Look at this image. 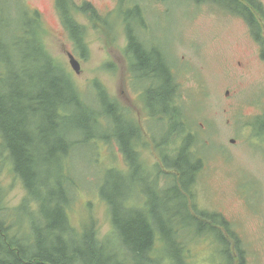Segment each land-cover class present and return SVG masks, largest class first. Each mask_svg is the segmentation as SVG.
<instances>
[{
    "label": "rangeland",
    "instance_id": "rangeland-1",
    "mask_svg": "<svg viewBox=\"0 0 264 264\" xmlns=\"http://www.w3.org/2000/svg\"><path fill=\"white\" fill-rule=\"evenodd\" d=\"M24 1L42 15L50 32L47 37L49 48L54 54L66 57L63 49L66 37L57 28L52 0ZM152 1L155 14L165 9L172 13L171 23L155 25L154 39L159 43L163 40L167 51L174 53L180 86L178 96L172 98H177V110L183 112L200 139H211V159L205 178L196 187V203L210 211L203 215L205 221L214 219L212 216L217 213L224 216L223 222L219 220L215 226L226 239L224 245L213 235L215 230H204L198 242L195 238L191 244V250L180 246V251L184 252L186 260L190 259L186 264H264V135L259 134L264 125L256 126L264 119V45L256 40L257 36L263 38L264 32L262 28L260 34L253 32L264 25V0H228V6L225 0ZM100 4L107 7V12L118 9V0H100ZM252 19L255 20L253 25ZM146 46L156 48L151 43ZM114 49L122 59L118 54L119 47ZM113 54L92 47L90 60L84 61L77 76L86 89L99 79L119 97L122 73L116 72L114 77L106 74L102 64ZM146 77L153 80L151 75ZM162 85V79L158 78L153 96ZM226 90H230V95L225 94ZM155 100L156 106L162 108L161 97ZM231 138L237 141L232 144ZM102 145V142L97 143V148ZM94 149L95 146L89 144L75 153L78 197L69 215L78 224L83 216L92 214L96 230L106 235L111 225L105 195L98 189V181L109 180L111 161H106L99 169L98 159L88 163ZM106 151L102 150L103 153ZM7 171L8 167L4 183L12 186L9 201L11 205H18L24 190L18 179L12 183L5 176ZM152 210L156 212L153 206ZM117 224L118 221L114 229ZM194 232H200L198 227ZM156 247L164 248L161 238ZM193 253L197 255L191 256Z\"/></svg>",
    "mask_w": 264,
    "mask_h": 264
},
{
    "label": "bare ground",
    "instance_id": "bare-ground-1",
    "mask_svg": "<svg viewBox=\"0 0 264 264\" xmlns=\"http://www.w3.org/2000/svg\"><path fill=\"white\" fill-rule=\"evenodd\" d=\"M9 35L3 31L0 23V50L4 51V59L8 58V53L16 43ZM24 76V73L13 69L2 71L0 66V110L4 109V105L12 97L21 123V127L16 124H10L9 127V121L1 119L0 133L5 132L7 139L0 147V157L5 152L13 153V160L20 170L19 176L26 180L31 196L37 197L44 206L37 221H46V225L53 221L63 222L65 214L70 213V208L78 197L70 186L76 183V179L66 175L75 169L76 151L90 144L88 138L94 137L95 127L114 131L119 128V123L114 121L113 113L93 123L88 109L74 101L69 102L72 112L68 114H62L60 111L61 101H53L55 105L51 108V113H46L39 89L32 92L28 98L15 97V83L24 84L17 93L28 90ZM27 80L30 86L34 85L31 77L28 76ZM73 112L76 114L77 126L84 129L87 140L84 137L76 139L70 130L69 133L66 132V126L75 116ZM30 115L36 118L35 126L29 119ZM93 124L96 126L93 127ZM133 137L131 134L123 138H128L130 143ZM78 142L80 143L77 144ZM15 154H22L26 167H21V158ZM2 165L0 159V173ZM164 165L165 163H153L144 168L134 165L127 171L114 172L108 186L103 187L101 193L108 197L110 211L118 221V227L115 232L104 235L102 240L93 235V227H89L90 231L83 239H72L66 226L50 232L45 231L42 225L36 224L28 236L16 233L13 229L0 227V264H186L180 248L177 249L172 241L163 235L161 240L164 248L156 247L157 238L154 231L170 235L169 227L158 221L176 219L185 208L179 194L159 193L149 182L151 175ZM5 195L0 191V206ZM90 195L94 196V193ZM60 204H63L64 218L59 214L57 205ZM152 206L156 208V212L150 211ZM6 218L8 216L0 208V221ZM140 220L145 222L147 229L138 227L136 232H145L146 237L143 244L135 245L127 237V231Z\"/></svg>",
    "mask_w": 264,
    "mask_h": 264
},
{
    "label": "trees",
    "instance_id": "trees-1",
    "mask_svg": "<svg viewBox=\"0 0 264 264\" xmlns=\"http://www.w3.org/2000/svg\"><path fill=\"white\" fill-rule=\"evenodd\" d=\"M55 2L56 9L61 13L64 20L71 17L70 7L65 4V0H55ZM129 14L135 17H139V8L135 7L129 10ZM129 14L125 13L126 23H129L130 21ZM97 16L101 15L97 13ZM115 17L117 16L106 15L103 18V21H108ZM70 20L71 19L67 20L66 23H64L68 27V34L72 36L71 38L67 39L69 49L75 51V48L77 52L87 60L88 56L91 53V49L86 44V42L80 40V37L82 35L77 37L74 30H72V28L69 29V27L71 26ZM132 21L133 23L138 24V19H132ZM40 22H42V16L40 12L29 7L24 0H0L1 26L3 27L4 32H8L10 34V38L16 40L13 50L10 53L7 52V59L2 58V52L4 51L0 50L1 70L6 71L8 69H13L15 71L24 73V80L27 82L28 86L27 91L17 93L24 87V84L15 83V97L25 99L28 98L32 92L40 90V93L43 97L41 96V94L39 95L41 96V99H43L42 102L44 103V106L46 108V113H51V108L55 105V102L61 101L62 104L61 106H59V108H61L60 111L62 112V114H68L72 112L69 102L74 101L88 109L93 119V123H95V121H101L108 114H112L114 101L112 98H110V95L106 90V86H104L100 82V80H96L94 85H92L88 89H86L85 86L79 83L74 77L73 72L69 69L67 63L64 60L54 56L45 46L42 40V30H44V27L41 26ZM251 22L253 23V19ZM98 23L100 24L104 22ZM164 24V22L158 23V25ZM155 25H157L156 22L144 23L142 25V29L149 35V39L147 41L144 39L142 33H134L132 29L128 27L126 37L127 44L125 47L121 48V51L129 59L127 65V71L129 74L136 75L135 73L137 72L140 74L147 73L148 75H151L153 77V91L158 84V78L162 79V89L154 96L151 95L150 98L153 100L154 98L161 97V101L164 104L165 102H167L168 96L169 99L171 98V95L178 96L180 85L177 80L175 70L176 66H174V53L172 51H167V46L164 44L163 40H160L159 43L158 40L154 39ZM149 43L156 46V48L149 49L146 46ZM160 45L162 46L160 47ZM28 76L31 77L34 85L30 86L29 81L27 80ZM88 93L95 94L90 98ZM44 97L47 98L44 99ZM14 105V101H12V97H10L8 99V102L4 105V109H1L2 111L0 110V124L2 119V121H9V124L7 123L9 127L10 124H16L21 127V123L19 122L20 115L17 116ZM185 110L186 109L184 108V112ZM72 114H75V112H73ZM75 118L76 114L74 118L71 119L68 126H66V132L69 133L68 130H70L71 133L74 134L76 139L79 140L83 139L84 137L87 140V138L84 136V129L80 126H77L78 124ZM29 119L33 123V126H35L36 118L30 115ZM113 119L115 121V115L113 116ZM180 124L181 125L178 127V129H174V131H176L175 134H177V137L183 136L182 141L178 142L176 145L177 140L175 139L177 137H175L174 143L176 146L172 149L171 153H169V156L171 158L172 154L178 156L173 160L172 163H170L169 161L168 164H172L174 166V169L179 172L181 170L183 176H185V178L188 179V182H190L193 177L194 168H197L201 164V161L199 160L197 164L194 162L191 163V160H193V156L189 153H191L192 151L195 152L197 146L200 147V145H206V139H200V136L194 135L190 131L189 126L184 122H181ZM257 125H264V119L258 121L256 126ZM33 126L32 129L34 128ZM94 126L96 125L93 124V127ZM118 126L121 135L119 141L123 147V151L126 152L127 155H132L131 145L130 143H128V138H123L124 136L132 134L133 131L130 128L131 126L128 129H121V125ZM100 129L101 127H95L94 132L98 133ZM9 132L11 133V130ZM55 133L56 132H54V134ZM259 134L264 135V129L259 130ZM6 139L7 136L5 132L3 134L0 133V147H2L3 142ZM88 140L89 142L91 141L90 138H88ZM79 143L80 142H78L77 144ZM15 155L19 159L21 158V167H26L25 158H23L22 154ZM0 159L3 163L0 173V191L6 194L0 208L4 210V212L8 216V218L0 221V227H4L7 230L13 229L16 233H23L28 236L34 230L36 224L42 225L45 231L50 232H54L58 227L66 226V228L71 233L70 236L72 237V239H83L88 231H90L89 227H93V235L97 239L102 240V237H98L96 227L93 226V218H90V223L83 231H79L76 226L72 224L68 213L65 214V219L63 222L53 221L49 222V224L46 225V221H37L44 206H42L37 197L31 196V193L27 189L26 180L19 176L18 172L20 173V170L13 160V153L5 152L1 155ZM188 159H191L190 162ZM129 162L130 164H132L131 159H129ZM33 165L37 166L36 163H33ZM7 167L8 171L5 176L9 177L12 180V183L14 179H18L22 183L25 190L21 202L16 206L11 205L9 201V195L12 187L11 184L6 185L4 183V173ZM66 175L69 178H72L71 172H67ZM109 180L107 182V186L109 184ZM189 185L190 183L185 182V189H188ZM177 194H179L178 196H180L181 200L185 203V208L182 211L181 215L176 219L174 218L171 221H158L159 223L163 222L164 225H167V227H169L170 229V237L164 235L162 232L161 234L166 239L171 240L173 245L177 247V249L180 248V246H183L186 249L188 247V249L191 250L193 248L191 244L194 243L195 238L198 237L203 229L209 231L215 230L216 232L213 235L216 238L218 237L217 239L224 245L226 239L215 227L219 220L221 221L224 216L220 213L215 214L214 216H212L214 217V220L210 221V223L205 226V223L201 221L200 218L196 219L193 216H189L191 214H187V203L185 201V198L180 193ZM57 207L60 211L59 214L62 218H64L63 204L57 205ZM59 214L57 215V217L60 216ZM210 219L212 220L213 218ZM181 221H184V223ZM138 227H143V229L144 227L146 228L145 222L140 220L139 223L137 222L136 224H133L130 228H128L127 231V237L135 245L143 244L146 237L145 232H136ZM196 227H198L200 231L198 234H195L194 232V229ZM186 231H188L187 234ZM154 233V236H156L158 230L154 231ZM186 237H192L194 240L187 242ZM182 256L184 257V254ZM228 256L230 258L231 255L229 254Z\"/></svg>",
    "mask_w": 264,
    "mask_h": 264
},
{
    "label": "flooded vegetation",
    "instance_id": "flooded-vegetation-1",
    "mask_svg": "<svg viewBox=\"0 0 264 264\" xmlns=\"http://www.w3.org/2000/svg\"><path fill=\"white\" fill-rule=\"evenodd\" d=\"M251 24L253 25V24H255V20L253 19V23L251 22ZM260 28H262L263 29V32H264V25H262V26H258V28H256V29H254L253 30V32L254 31H257V33L258 34H260ZM260 44H262V45H264V36H263V38L261 37V38H259L258 36H257V39H256ZM142 79H146L147 77L146 76H142L141 77ZM148 81V80H147ZM144 86H147L146 84L144 85ZM154 101H152V105H150V104H147L146 105V109L147 110H153V111H155L156 110V100H155V98L153 99ZM170 109V101L169 100H167V102H165L164 104H163V107L161 108V114H166V113H168V110ZM231 141L233 140V139H230Z\"/></svg>",
    "mask_w": 264,
    "mask_h": 264
},
{
    "label": "water",
    "instance_id": "water-1",
    "mask_svg": "<svg viewBox=\"0 0 264 264\" xmlns=\"http://www.w3.org/2000/svg\"><path fill=\"white\" fill-rule=\"evenodd\" d=\"M72 65H73V67H74L76 70L79 69L77 62H76L75 60H73V59H72Z\"/></svg>",
    "mask_w": 264,
    "mask_h": 264
}]
</instances>
